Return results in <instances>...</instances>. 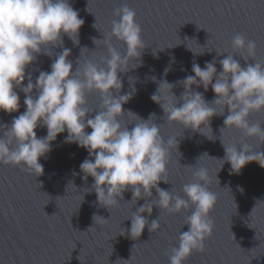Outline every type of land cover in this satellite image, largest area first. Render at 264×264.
Returning a JSON list of instances; mask_svg holds the SVG:
<instances>
[{"label": "water", "instance_id": "water-1", "mask_svg": "<svg viewBox=\"0 0 264 264\" xmlns=\"http://www.w3.org/2000/svg\"><path fill=\"white\" fill-rule=\"evenodd\" d=\"M69 2L84 20L79 30V45H74L67 35L63 36V46L71 49L69 59L73 62V70L84 60L106 67L102 58H108L109 53L103 39L111 32L112 20L118 19L114 10L124 4L135 10L136 22L142 28V39L148 47L135 61L139 67L119 74L123 82L120 94L133 93L123 108L144 119L155 113V122L160 124L165 140L181 135L177 137L180 155L173 149L167 166L170 182H161V188L187 199L182 189L184 184L193 182L194 170L203 167L211 177L207 187L218 197L210 213L214 221L213 232L205 241V252H193L184 264H264V168L252 161L242 168L240 174H230V164L225 162L221 168L222 161L217 160L225 156L220 129L225 126L228 108L225 107L224 116L211 118L212 132L216 137L208 130L206 134L215 139L211 140L199 132L184 129L179 123H168L163 109L151 98L159 83L165 80L175 85L172 91L179 97L185 91L181 81L188 75H194L193 62L203 68L206 61L210 62L215 57L218 71L221 69L219 60L228 53L233 54L242 66L264 62V0ZM237 33L256 42L255 60L245 61L239 52L232 53L231 40ZM93 37L101 39L97 46ZM111 43L121 55L126 54L123 42L113 37ZM187 46L194 51H202L201 46H204L205 52L194 55ZM84 47L89 50L84 49L81 55ZM216 50H226V53L217 55ZM61 51L62 48L57 46L52 49V57L38 56L27 69L33 80L39 71H51L50 64ZM166 68L169 71L165 75ZM130 77L133 78L131 81ZM192 87L203 93L206 101H212L215 96L211 86L206 92L202 86ZM19 95V112L9 114L0 110V124L10 125L14 117L25 111L24 94ZM87 101L89 108H98L100 94L89 93ZM95 114L94 111L91 115ZM248 119L250 123L264 126V110L252 113ZM123 121H129L127 113ZM132 126L130 124L129 128ZM35 131L38 137L47 134L46 127H38ZM86 131L91 132L92 129L87 128ZM67 135V131L58 134L51 142V152L40 158L39 162L44 167L42 175L35 176L25 171L23 166L0 163V264H169V250L178 245L180 231L188 230L185 221L194 207L170 214L154 206L150 217L147 213L142 215L149 220L158 218L161 225L158 231L150 233L146 226L135 240L128 232L119 234L122 228L130 229L131 219L127 218L144 200L137 204L126 203L132 198L131 192L127 191L121 206L110 212L99 206L93 191L84 193V201L80 204L82 189L91 187L94 180L90 176L87 182L82 179L79 166L89 158V154L76 143H65ZM221 138L226 145L240 147L242 143H248L255 147L254 151L264 152V143L260 144L255 137L244 136L234 127L225 128ZM204 153L208 155L197 162ZM188 165H195V168L185 167ZM153 195H156L155 189ZM94 215L108 220L98 218L95 224Z\"/></svg>", "mask_w": 264, "mask_h": 264}, {"label": "clouds", "instance_id": "clouds-1", "mask_svg": "<svg viewBox=\"0 0 264 264\" xmlns=\"http://www.w3.org/2000/svg\"><path fill=\"white\" fill-rule=\"evenodd\" d=\"M114 16L118 19L112 20L111 32L103 39L109 53L108 58H102L106 67L84 60L73 70V62L69 59L71 49L63 46V36L67 35L74 45H79V30L84 20L69 0H0V110L9 114L19 112V93L24 94L23 104L26 106L10 125L0 124L3 129L0 131V163L23 166L35 176L42 175L44 167L40 158L51 152V142L57 135L67 131L64 142L76 143L89 154L79 166L82 179L87 182L90 176L94 180L91 187L82 189L80 204L84 201V193L93 191L99 206L109 211L121 206L127 191L131 192L132 198L126 203L137 204L144 200L127 218L131 219L130 229L122 228L119 234L128 232L135 240L146 226L150 233L158 231L161 227L159 219H148L154 206L170 214L194 207L185 221L188 230L180 231L178 245L169 250V264H184L193 252H205V241L214 228L210 213L218 197L207 187L211 177L203 167L193 171V182L183 185L187 199L159 186L161 182H170L167 166L172 150L179 153L177 137L181 135L165 140L160 124L155 122V113L144 119L123 108L133 93L120 94L123 82L119 74L139 67L135 61L148 45L142 39V28L136 22L134 9L124 4L114 10ZM94 27L97 28L96 23ZM113 37L126 45V54L121 55L113 46ZM92 39L96 46L101 41ZM57 46L62 51L52 60L51 71L41 70L33 80L27 69L40 54L52 57V49ZM187 48L194 55L205 52L204 46H201L202 51ZM84 49L88 48H82L81 55ZM231 49L232 53L239 52L245 61L255 60L257 44L237 33L232 37ZM216 51L217 55L226 53V50ZM216 64L215 57L206 61L203 68L193 62L194 75L181 81L185 91L179 97L172 91L175 85L165 80L159 83L151 98L163 109L168 123H179L184 129L199 132L211 140L216 139L211 118L224 116L227 107L225 126L220 129L225 156L217 159L222 161L221 168L227 162L231 166L230 174H240L242 168L252 161L264 168V152L254 151L255 147L248 143H242L240 147L226 145L221 138L225 128L234 127L244 136L255 137L260 144L264 143V126L250 123L248 119L252 113L264 110V62L242 66L233 54L228 53L219 60L220 71ZM168 71L166 68L165 75ZM193 85L202 86L205 92L211 86L215 93L212 101H206L204 94L194 90ZM92 92H98L101 97V103L95 109L87 106V95ZM94 111L96 114L92 116ZM125 113L128 122L123 121ZM130 124L133 125L131 128ZM38 127L47 128L46 136H37L35 130ZM87 128L92 131L87 132ZM208 130L215 139L206 134ZM195 165L185 167L195 168ZM216 179L219 181L217 174ZM144 213L148 217L142 215ZM98 218L108 220L94 215L95 224Z\"/></svg>", "mask_w": 264, "mask_h": 264}]
</instances>
